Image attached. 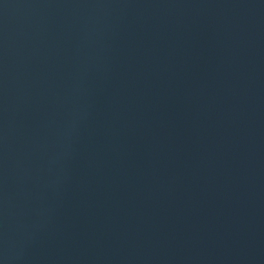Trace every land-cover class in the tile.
Segmentation results:
<instances>
[{"label": "water", "instance_id": "95a60500", "mask_svg": "<svg viewBox=\"0 0 264 264\" xmlns=\"http://www.w3.org/2000/svg\"><path fill=\"white\" fill-rule=\"evenodd\" d=\"M0 264H264V0H0Z\"/></svg>", "mask_w": 264, "mask_h": 264}]
</instances>
